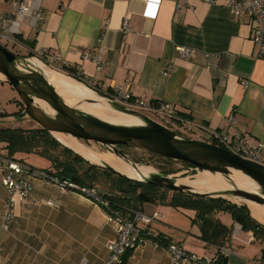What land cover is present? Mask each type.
Returning <instances> with one entry per match:
<instances>
[{
	"label": "crops",
	"instance_id": "0c3cea01",
	"mask_svg": "<svg viewBox=\"0 0 264 264\" xmlns=\"http://www.w3.org/2000/svg\"><path fill=\"white\" fill-rule=\"evenodd\" d=\"M16 1L43 13L45 21L15 16V41L2 44L25 56L41 49L61 53L65 67L105 95L131 81L136 99L175 107L186 121L173 125L194 139L211 142L213 129L241 133L252 144L264 141V57L257 56L249 18L231 16L227 0H0V14H13ZM126 17L130 27L123 31ZM178 47H191L196 55L183 58ZM169 65L174 72L163 76ZM34 187L33 199L16 198L11 230L0 225V264H104L117 236L105 210L58 185L36 180ZM6 198L0 173V223ZM142 212L159 214L160 220L147 226L148 243L125 264H172L170 243L193 254L214 252L182 211L147 203ZM159 235L166 240L157 246L153 237ZM242 235L230 241L239 252L234 249L226 263L264 264V242Z\"/></svg>",
	"mask_w": 264,
	"mask_h": 264
},
{
	"label": "water",
	"instance_id": "95a60500",
	"mask_svg": "<svg viewBox=\"0 0 264 264\" xmlns=\"http://www.w3.org/2000/svg\"><path fill=\"white\" fill-rule=\"evenodd\" d=\"M52 71L74 79L63 71L49 67L37 57L18 55L0 44V80L9 83L18 93L19 100L25 108L20 117L29 118L41 128H45L62 145L81 155L90 164L110 169L117 175L150 186L189 193L197 197L223 198L244 205L248 210L247 202L264 207L263 164L240 158L213 143L188 139L162 122L117 103L104 93L83 83V86L94 93L95 97L71 102L53 84L49 75ZM87 104L100 105L103 109L135 118L136 121L126 123L103 119L87 112L84 108ZM56 134L69 136L85 148L87 147L81 143L82 141L104 146L135 175L131 176L116 169L94 153L91 156L95 162L90 160L74 147L57 138ZM122 147L150 151L162 158L189 163L197 170L213 178H219L228 185V188L202 191L195 186L181 183L183 179L165 174L160 168L145 162L131 159Z\"/></svg>",
	"mask_w": 264,
	"mask_h": 264
},
{
	"label": "built area",
	"instance_id": "2783aa9c",
	"mask_svg": "<svg viewBox=\"0 0 264 264\" xmlns=\"http://www.w3.org/2000/svg\"><path fill=\"white\" fill-rule=\"evenodd\" d=\"M13 7V14H0V44L2 42L10 43L15 41L11 35L14 25L16 26L18 22L15 16L18 18L22 16L27 20L33 18L39 23L45 21L43 13H34L30 10L31 8L26 2L16 1ZM225 7L233 17L238 19L249 18L252 25L251 40H253L256 47L257 56L264 57V0H227ZM180 8L181 5L178 6V9ZM144 14L146 16L149 15L148 13ZM129 27V19L126 17L123 22V31L129 30ZM177 50L183 58L190 59L196 55L195 49L191 47H178ZM35 57L39 58L49 67L59 71H63V68L66 66V62L61 53H50L48 49H41ZM94 61L98 69L103 67V63L98 58H95ZM164 70L163 76H168L175 69L169 65ZM79 80L81 84L83 83L95 88L92 86V81L82 77V74L79 75ZM131 84V81H126L121 85H117L114 90L106 95L108 98L130 109L140 111L155 120L158 119L157 121L161 120L159 121L160 123L178 119L179 115L175 107L173 108L170 104L159 101L149 102L133 97L130 90ZM230 121L234 122L235 120L231 118ZM210 136L211 142L209 143L221 146L240 158L264 165V141L252 144L250 139L241 133L231 135L226 131L213 129H210ZM194 169L196 168H190V170ZM0 173L3 175V185L7 191L0 225L6 232L11 230L15 220L14 205L16 198L21 196L25 199H33L34 182L36 180H41L51 185H58L59 188L61 187L65 190L77 192L104 209L107 214L108 223L114 225L117 234L116 239L108 244L109 256L104 264H125V258L129 251H133L148 243L150 237L146 231L147 226L160 220L159 214L147 215L142 211L134 212L132 214L133 217L127 219L119 209H115L113 203L98 188H85L73 181L59 178L49 171L39 170L23 162H19L3 153H0ZM232 227L231 239L244 233L241 224L233 222ZM155 245L160 246L159 243H155ZM232 248L231 245H225L214 249V252L209 255H198L193 254V252L190 253L182 245L170 243L167 245V252L171 255L172 264H227V260L234 255V249ZM86 262V260H83L84 264Z\"/></svg>",
	"mask_w": 264,
	"mask_h": 264
},
{
	"label": "trees",
	"instance_id": "16d2710c",
	"mask_svg": "<svg viewBox=\"0 0 264 264\" xmlns=\"http://www.w3.org/2000/svg\"><path fill=\"white\" fill-rule=\"evenodd\" d=\"M3 46L7 48L6 45ZM28 57L34 56L28 55ZM63 72L79 80L75 71L64 67ZM17 102L18 105L23 106L20 100ZM21 114L22 111L18 112L17 115ZM7 117L9 116L0 111V120ZM174 121L162 123L173 129L174 132L176 131L188 139H194L190 134L179 129L177 125H173ZM183 121L186 119L179 115L177 122ZM0 153L7 154V156L25 164L27 163L24 156L27 154L33 153L43 157L45 164L41 165L39 170L49 171L59 178L73 181L85 188H98L113 203L115 209H119L127 219H131L134 212L142 211L143 206L147 203L176 208L185 213L192 220L193 225L198 227L199 238L209 249L214 250L229 245L232 240L233 227L231 224H226L225 216L227 215L233 222L242 225L243 232L248 231L253 234L255 239L264 242V224L258 222L246 206L235 204L223 198L197 197L189 193L163 189L154 185L150 186L117 175L110 169L90 164L81 155L62 145L51 133L40 126L34 128L0 126ZM158 157L169 163L176 162L161 156ZM83 164L87 166V169L82 167ZM182 164L189 168H195L189 163L182 162ZM160 170L169 175L175 172L170 169L160 168ZM147 233L149 232L147 231ZM165 240L161 235L153 237V241L160 243V245L164 244ZM130 253L132 251L127 253L125 263Z\"/></svg>",
	"mask_w": 264,
	"mask_h": 264
},
{
	"label": "rangeland",
	"instance_id": "374dc122",
	"mask_svg": "<svg viewBox=\"0 0 264 264\" xmlns=\"http://www.w3.org/2000/svg\"><path fill=\"white\" fill-rule=\"evenodd\" d=\"M6 47L8 50H10L11 52L16 53L18 55L24 54L22 51L15 50L10 45L9 46L7 45ZM18 100H19V95L14 90V88L9 83L4 82V80L3 81L0 80V111H3L8 116H13V118H14V121L13 120H0V126H6V127L15 126V127H23V128L39 127V125L37 123H35L34 121H32L31 119H29V118H23L22 119L20 117V115H17L18 112H20V111H22V113L24 112V110L22 109L24 106L18 105V102H17ZM159 121H161V120H159ZM190 136L194 137L192 134H190ZM195 139H197V138H195ZM81 143H83L88 149H90V151L94 152L95 154L96 153H98L99 155L101 154L100 156H104V155L105 156H107V155L114 156L111 154V152H108V150L104 146H102L98 143L89 142V141H82ZM124 152L131 159L135 160L136 162L142 161V162H145L147 164L152 165L155 168L160 167L164 170L165 169L166 170H169V169L174 170L175 172L172 174V176H174L178 179L188 178L189 180H193L196 175H197L196 178H199L200 176H202L201 174L203 173L202 171L196 170V169L190 170L189 167L184 166L180 162L169 163V162L163 161L158 156L150 153V151L147 152L145 150H141V149H137V148H124ZM24 158H25V161L28 165L35 167L36 169H39V165L45 164L44 158L37 155V154H33V153L29 154V155L27 154L24 156ZM110 162H112L118 166L124 167V164L120 163V161L117 160L115 156L112 157V161H110ZM157 166H159V167H157ZM82 167L84 169H87V166L84 164L82 165ZM228 219H231L230 216H228V215L225 216V220L227 221ZM262 224H264V223H262ZM249 235H250V232L244 231L242 236L249 239L250 238ZM239 239H244V238L242 237ZM257 242L260 243L259 241H257ZM238 248L239 247L237 245V247L234 249H236V251L239 252Z\"/></svg>",
	"mask_w": 264,
	"mask_h": 264
},
{
	"label": "bare ground",
	"instance_id": "6f19581e",
	"mask_svg": "<svg viewBox=\"0 0 264 264\" xmlns=\"http://www.w3.org/2000/svg\"><path fill=\"white\" fill-rule=\"evenodd\" d=\"M49 75L51 77L53 84L57 88V90L60 93H62L63 96H65L67 100H70L71 102H78V101H81L82 99L86 100V99H91L95 97L94 93H92L88 88L83 86V84L81 85V83L78 82L77 80L68 78L55 71L50 72ZM84 108L87 112H90L98 117H101L103 119H107L110 121L126 122V123H134L136 121L135 118L103 109L102 107H100V105L87 104L84 106ZM56 136L57 138L61 139L63 142L74 147L77 151L82 153L84 156L88 157L90 160L94 161L93 157L91 156V154L94 152L90 151V149L85 148L84 146L80 145V143L75 141L73 138H70L69 136H66L63 134H58V135L56 134ZM111 154L114 155L113 153ZM94 155L99 156L100 158L105 160L107 163H109L111 166L115 167L116 169L122 172H125L128 175H131V176L135 175V173H133L130 169H128L126 165H124V167H121V166H118L110 162L112 161V157H114L115 155L114 156H111V155L100 156L101 154L99 155L98 153L96 154L94 153ZM201 175L202 176H200L199 178H196L197 177L196 175L193 180H189L188 178H185L182 180L181 183L189 184V186L190 185L195 186L202 191H217V190L228 188V185L226 183H223V181H221L219 178L218 179L213 178L206 173H202ZM241 185L244 187L247 186L246 184H241ZM247 205L249 206V210L251 211L252 216L255 219H257L259 222L264 223V207H261L258 204L253 203V202H247Z\"/></svg>",
	"mask_w": 264,
	"mask_h": 264
},
{
	"label": "flooded vegetation",
	"instance_id": "af4514ba",
	"mask_svg": "<svg viewBox=\"0 0 264 264\" xmlns=\"http://www.w3.org/2000/svg\"><path fill=\"white\" fill-rule=\"evenodd\" d=\"M124 149V147H122Z\"/></svg>",
	"mask_w": 264,
	"mask_h": 264
}]
</instances>
